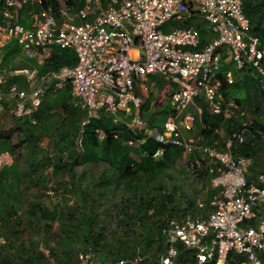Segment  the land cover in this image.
Returning a JSON list of instances; mask_svg holds the SVG:
<instances>
[{
	"label": "built area",
	"instance_id": "1",
	"mask_svg": "<svg viewBox=\"0 0 264 264\" xmlns=\"http://www.w3.org/2000/svg\"><path fill=\"white\" fill-rule=\"evenodd\" d=\"M243 4L244 0H0V49L16 42L37 63L11 72L27 87L14 83L0 89V113L8 108L16 118L30 117L42 105L49 86L54 91L69 88L75 106L87 114L77 141L79 153L84 152V125L104 111L143 139L183 150L191 156L194 173L207 161L211 183L219 193L206 217L166 218L161 233L167 247L158 256L159 264H173L179 244L193 252L194 264H264V171L258 175L260 185L251 184L247 174L254 158L233 150L239 144L264 141V46ZM196 16L212 25L216 37L208 43L201 27H178L169 33L161 29L169 21ZM55 46L73 50L76 64L48 68ZM229 63L259 81L260 119L250 115L258 110L256 104L247 106L229 92L235 84ZM41 68H46L44 73ZM154 74L169 84L171 111L162 131L150 128L142 116L146 100L141 92L148 94L146 82ZM5 80L0 61V84ZM199 99L212 114L240 119L224 145L218 139L207 145L204 136L183 134L195 127L196 117L189 108ZM97 134L104 137L102 130ZM164 151L165 147L159 148L154 157ZM6 158L12 159L8 152H0V170L8 165ZM46 193L50 199L58 197L52 187ZM77 257L78 264H99L91 250Z\"/></svg>",
	"mask_w": 264,
	"mask_h": 264
},
{
	"label": "trees",
	"instance_id": "2",
	"mask_svg": "<svg viewBox=\"0 0 264 264\" xmlns=\"http://www.w3.org/2000/svg\"><path fill=\"white\" fill-rule=\"evenodd\" d=\"M244 12L249 18L252 30L257 34L264 46V0H244ZM182 27V26H181ZM9 53V52H8ZM77 62V56L73 50L61 48L55 46L52 53V57L46 63L48 68L55 70L64 66H74ZM230 66H223V69ZM46 68L41 69V73H44ZM253 79V78H251ZM14 83H19L21 87H27L23 78L12 77L8 81L5 80L3 84H0V89H6ZM258 89L260 84L256 83ZM232 93L233 91L230 90ZM66 96H59L54 102L48 104L45 108L39 107V109L30 117L18 118L22 120L20 129L19 143L24 145V148H30L28 169L23 171L20 169L18 162L13 161L9 166H5L0 170V205L4 212L5 218L0 222V238L5 237L7 240V247L13 249V251H7L3 253L0 249V264H49V258L44 251L39 248L36 242H29L25 245V242L20 239L19 235L23 229V223L17 221V213L23 207V197L26 196L25 190H22L20 185L23 178L27 179L29 186L27 189L35 188L37 192V185H42L44 189L47 188L48 181L45 180L42 173L37 172V169L41 166L45 167L47 164L52 166V173L54 177L69 176L68 181L64 185H68L70 190L68 193H75L78 190L84 196L83 200L85 205L83 206V218L82 222L75 223L78 220L75 215L77 206H74L75 211L64 212L63 208L58 205H53L50 202V198L47 196V191L37 194L34 202L30 205L29 210L34 216L36 213H40L42 219L47 220L48 229L53 228V223L59 221L60 226L57 232H54L55 248H51V256L55 259L56 264H78V253L75 256V250L71 246V243L79 242L84 243L85 249L82 251L99 252V249L104 252L102 261L99 264H107V255H111L110 262H118L120 260L126 261L125 264H133V259L136 256L134 248L128 242L119 240V244L114 249L106 248L105 241L106 236L103 232L97 231L95 226L99 220V213L97 209L103 205V198L106 193L116 190L120 187L121 183L124 185V190H128L132 183L141 181L144 176L153 177L158 171H161L165 167L169 166V158L171 156L170 145H165L153 138L143 139V135L137 134L134 131L127 128L123 122L114 123L112 117L104 111L100 112L99 118H92L83 127L82 142L84 152L81 154L75 150V141L69 140L67 133L61 135L60 141H63L64 148L63 154L59 157L44 158L42 161H37L35 156L43 147L41 146L43 133L37 134L36 130L39 127L50 128L47 125V121L52 117V107L65 103L64 107L67 109L75 123H82L83 118H86V112L79 107L71 103L72 95L70 89L67 88L65 92ZM233 94V93H232ZM240 101V99L238 98ZM201 104L202 113L199 116V120L205 125L202 136L205 137V143L207 145H213L215 139L219 140V136L216 134L217 128H222L226 133V137L230 136L234 130L240 125V121L237 119H224L222 115H215L208 109L204 100L199 99ZM241 102V101H240ZM149 106H144L143 118L150 124L149 127H159L158 123L154 120V117L149 119L148 111ZM4 112V111H3ZM82 112V113H81ZM2 113V112H1ZM169 112L165 114L164 121L168 117ZM38 124V125H37ZM157 124V126L155 125ZM53 133L58 131V127L55 124L51 125ZM78 131L81 130L77 127ZM102 130L104 137L99 138L97 131ZM49 130H47L48 132ZM129 142H133L130 144ZM221 142V140H220ZM224 142V141H223ZM224 145V144H223ZM15 145L9 137H0V152L7 151L11 155L14 154ZM161 147H165L163 153V159L154 157V153ZM257 144H239L234 147V153L243 156H249L254 158ZM70 153L65 155V152ZM155 158V159H154ZM101 162L108 164V167L103 169L97 180H92L86 187H82V180L77 179L76 167L78 165L93 164L98 165ZM207 169V168H206ZM114 180H118L117 184H112ZM50 188V186H49ZM48 188V189H49ZM57 195L58 190L54 188ZM49 198L44 200V198ZM136 197V195H135ZM62 197H57L55 202L60 203ZM149 204V202H148ZM122 212L126 211L125 215L129 218L132 217L128 214L129 205H124ZM85 208V209H84ZM138 217L141 219L142 209L141 206L136 211ZM187 215L186 213L178 218ZM170 215L168 217H174ZM162 221L158 220L159 225L156 231H152L148 235L149 248L152 250L153 255L157 254L156 261L158 262V256L166 251V238L162 236L161 228L163 227L166 218ZM29 223V224H28ZM33 225L31 220L27 221L25 227ZM12 228V235L6 237L4 235L5 229ZM20 239V241H19ZM18 242V244L16 243ZM156 245V246H155ZM155 246V247H154ZM179 255L173 264H194L195 257L192 251L186 249L184 246H178ZM80 251V252H82ZM141 255L145 256V252H141ZM159 263V262H158ZM138 264H148V259H141Z\"/></svg>",
	"mask_w": 264,
	"mask_h": 264
},
{
	"label": "rangeland",
	"instance_id": "3",
	"mask_svg": "<svg viewBox=\"0 0 264 264\" xmlns=\"http://www.w3.org/2000/svg\"><path fill=\"white\" fill-rule=\"evenodd\" d=\"M75 23L80 24L81 22L77 19ZM199 23L203 24L205 26L204 28H207L206 32L210 37H216V34L211 33L212 25L199 16L188 18L181 23L175 20L169 21L162 26L161 29L163 32L169 33L173 29L181 26L187 27L193 25L198 27ZM0 61L2 74L7 81L13 77L11 75L13 70L36 65V60L29 58L16 42H12L7 47L0 49ZM229 65L232 67L231 71L235 78V84L230 88L233 92L247 91L249 94L251 91H254L256 95L261 96L256 86V83H260L248 70H239L231 63H229ZM153 82L154 85H152ZM146 84L149 86V92L144 106H149L148 116L153 114L154 120L158 123L159 129L162 131L165 114L167 111L169 113L171 111L169 106L170 94L168 93L169 84L158 74L150 75ZM138 89L139 86L136 89L137 92ZM59 92L60 91H54L52 86H49L43 97L41 107L45 108L48 104L54 102L59 95L67 97L65 93L59 94ZM73 101L71 102L72 104H74ZM64 104L65 103H61V105L52 107L53 115L47 121V125H49L50 128L39 127L36 130L37 134H44L41 143L43 149L35 156L39 162L44 158L48 159L51 156L57 158L60 154H63L62 150L65 145L63 141H60L63 133L68 134L69 140L73 139L75 141V150L78 151L77 141L81 130L78 131L76 128L79 127L80 129L81 124L74 122L70 112L65 109ZM199 106H201V104L195 102L190 106L189 111L193 115L199 116ZM260 107L258 117L262 115V106ZM81 117L84 119L83 114ZM21 122L22 120L16 118L11 110H7L4 114L0 115V137H9L16 146L14 154H12V159L6 158V160L17 161L20 169L26 171L29 166L28 160L31 149L24 148V145L19 143L21 132L18 128L21 127ZM52 124L58 127V131L54 130L55 134L51 128ZM155 125L157 126V124ZM47 130L49 131L47 132ZM202 131V124L200 121H197L194 137L198 138L202 136ZM217 135L223 145L226 135L224 136L222 132H219ZM260 142L264 144V141ZM69 153L70 151H67L65 155ZM258 153L259 155L257 157L264 159V146L258 148ZM160 159H163V156L159 157L158 160ZM190 159L191 156L186 154L183 150L172 147L168 167L158 171L153 177L144 176L141 181L138 180L132 183L126 191L124 190L125 184L121 183L118 189L106 193V196L103 198V205L100 209H97L99 220L95 224L97 231L103 232L106 236V248L114 249L118 246L119 240H124L126 242L130 240L129 244L136 252V256L132 260L133 264H138V262L144 258L148 259V264H159L156 261L157 254L153 255L152 250H150L148 246V235L152 231L157 230V226L159 225L158 220L162 221L165 217L173 214L175 215L174 217L181 216L185 213L192 216L205 215L204 217H206L208 215L211 210L210 198L213 194V186L206 169L207 161L204 162V167L202 169L194 173L189 166ZM254 160L255 162L250 166L247 174L248 181L251 184L260 185L258 175L261 170L256 166L258 160L256 158ZM107 167L108 164L105 162H101L98 165H78L76 167L77 179L82 180V187L86 188L92 180H97L102 170ZM37 172L42 173L45 180L48 181L47 188L44 189L42 185H37V192L35 188L27 189L29 183L26 178L22 179L20 187L22 190H25L26 196L23 197L24 204L18 211V216L16 218L17 221L23 223V229L19 237L25 242V245H28L29 242L32 241L36 242L39 248L48 256L49 264H56L55 259L51 256L50 250L51 248H55L54 232L58 231L60 223L57 220L53 223V228L48 229L47 220L42 219L39 212L33 216L29 207L34 202L38 193L41 191L46 192L49 186L50 188L56 187L58 194H60L58 197H62V199L60 203L55 202V199H51V204H60L58 206L62 207L64 212L75 211L73 207L77 206L78 210L75 212L76 217H78V220L75 221L77 224L82 222L81 219L83 216L81 214L83 213V206L85 205V201L83 200L84 196L79 190L75 193H68L69 191L67 190H70V187L64 184L66 181L70 180L69 176L59 175L58 177H54L51 165L47 164L45 167L41 166L37 169ZM118 182V180H114L112 184H117ZM47 199L49 198H44V200ZM122 203H124V205H129L128 214L132 217L129 218L126 216V211L122 212ZM200 203H203L204 206L200 207ZM140 206L143 211L141 219L136 214ZM3 218H5V216L0 205V222L3 221ZM28 220H31L33 225L25 227ZM12 231V228L5 229L4 235L14 239ZM16 243L18 244V242ZM71 246L75 250V256L78 252L85 249L84 243L81 240L71 243ZM0 249H2L4 254L7 253V251H13V249L11 250L7 247V240L5 237L0 238ZM141 252H145V256L141 255ZM103 253L101 249H99V252H95L99 262L102 261L101 257L104 256ZM107 258L106 263L108 264L111 261V255H107Z\"/></svg>",
	"mask_w": 264,
	"mask_h": 264
},
{
	"label": "crops",
	"instance_id": "4",
	"mask_svg": "<svg viewBox=\"0 0 264 264\" xmlns=\"http://www.w3.org/2000/svg\"><path fill=\"white\" fill-rule=\"evenodd\" d=\"M181 23V22H180ZM199 26L198 27H201V28H204L205 26L203 25V24H201V23H199L198 24ZM207 31V28H204V33H205V35L208 37V40L206 41L207 43L210 41V39L212 38V37H210V35L206 32ZM36 65H37V63H36ZM29 67V66H28ZM42 69V68H41ZM231 88V87H230ZM231 90V89H230ZM142 91V90H141ZM232 91V90H231ZM47 92V91H46ZM66 92V89L65 90H62V91H60L59 92V94L60 93H65ZM138 92H140V87H139V89H138ZM141 93H143V96L145 97V100H146V97H147V94H145L144 92H141ZM235 96H237L239 99H240V101L243 103V104H245V105H247V106H252L253 104H256V106L258 107V110L257 111H251L250 112V115L252 116V117H255L256 119H260V117H258L259 116V110H260V106H261V104H260V96H258V95H256L255 93H254V91H251L249 94H248V92L247 91H245V92H232ZM60 96V95H59ZM74 99L72 98V100H71V102L73 101ZM73 103H74V105H75V101H73ZM7 110H9L8 108L4 111V112H2V113H0V115H2V114H4ZM144 111V110H143ZM148 113V112H147ZM199 114V113H198ZM152 116H153V114L152 115H150L149 116V119L150 118H152ZM200 116V115H199ZM199 116H196L195 115V117H196V121H200L199 120ZM84 120V119H83ZM238 121H240V119H237ZM200 123L202 124V127H203V129H204V127H205V125L200 121ZM195 128H196V123H195V127L193 128V130H190V131H188V130H184V131H182L183 132V134L185 135V136H187V137H193V138H195L194 137V135H195ZM219 132H222L223 133V135L225 136V132H224V130L222 129V128H217L216 129V133L217 134H219ZM228 137V136H227ZM227 137L225 136V139H224V142H225V140L227 139ZM220 140V139H219ZM224 144V143H223ZM254 144H257V147H256V152H255V154H254V159L256 158L257 160H258V162H256V166H258L259 168H260V172H262V171H264V159H260L259 157H257L258 155H259V153H258V148H260V147H262V146H264V144L262 143V142H260V141H255V143ZM253 144V145H254ZM7 151H4V152H2V153H6ZM9 153V152H8ZM10 154V153H9ZM11 155V154H10ZM11 157H12V155H11ZM13 163V161L12 160H9V163H8V165L7 166H9V165H11ZM6 166V167H7ZM263 168V169H262ZM207 173H208V175H209V178H210V182H211V176H210V174H209V172H208V170H207ZM212 184V183H211ZM213 186V185H212ZM213 194H212V197L210 198V202L213 200V198L219 193V189L218 188H216V187H214L213 186ZM196 216H199V215H196ZM202 216V215H201ZM205 215H203L202 217H204Z\"/></svg>",
	"mask_w": 264,
	"mask_h": 264
},
{
	"label": "bare ground",
	"instance_id": "5",
	"mask_svg": "<svg viewBox=\"0 0 264 264\" xmlns=\"http://www.w3.org/2000/svg\"><path fill=\"white\" fill-rule=\"evenodd\" d=\"M196 122H197V121H196ZM225 134H226V133H225ZM224 138H225V137H224ZM154 159H155V158H154ZM1 225H2V224H1ZM1 225H0V226H1Z\"/></svg>",
	"mask_w": 264,
	"mask_h": 264
}]
</instances>
